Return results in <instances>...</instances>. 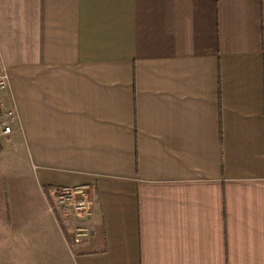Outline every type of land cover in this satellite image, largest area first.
Returning <instances> with one entry per match:
<instances>
[{"label": "crops", "instance_id": "0c3cea01", "mask_svg": "<svg viewBox=\"0 0 264 264\" xmlns=\"http://www.w3.org/2000/svg\"><path fill=\"white\" fill-rule=\"evenodd\" d=\"M0 48V264H264V0H0Z\"/></svg>", "mask_w": 264, "mask_h": 264}, {"label": "built area", "instance_id": "2783aa9c", "mask_svg": "<svg viewBox=\"0 0 264 264\" xmlns=\"http://www.w3.org/2000/svg\"><path fill=\"white\" fill-rule=\"evenodd\" d=\"M0 48V94L8 88L10 76L1 59ZM19 115L15 107H6L0 97V146L13 133V121ZM86 185L54 187L48 193L50 212L55 215L65 236L81 244L93 235L94 200Z\"/></svg>", "mask_w": 264, "mask_h": 264}]
</instances>
